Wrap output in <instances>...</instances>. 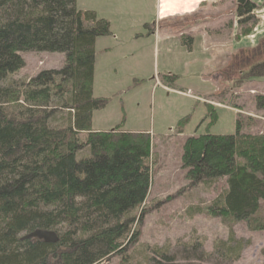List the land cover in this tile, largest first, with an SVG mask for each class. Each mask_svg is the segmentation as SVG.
<instances>
[{
	"label": "trees",
	"instance_id": "1",
	"mask_svg": "<svg viewBox=\"0 0 264 264\" xmlns=\"http://www.w3.org/2000/svg\"><path fill=\"white\" fill-rule=\"evenodd\" d=\"M237 3L252 24L254 3ZM109 34V22L76 0H0V264H101L138 241L134 225L152 184L151 136L120 124L92 129L94 111L107 103L92 93L94 45ZM25 52L61 53L62 66L13 79ZM244 76L263 77L264 61ZM255 106L264 110V95ZM180 163L188 187L222 184L189 215L229 217L264 233V133L236 118L234 134L186 137ZM244 246L230 230L212 253L200 241L155 246L145 264H231ZM261 256L264 264V247Z\"/></svg>",
	"mask_w": 264,
	"mask_h": 264
},
{
	"label": "rangeland",
	"instance_id": "2",
	"mask_svg": "<svg viewBox=\"0 0 264 264\" xmlns=\"http://www.w3.org/2000/svg\"><path fill=\"white\" fill-rule=\"evenodd\" d=\"M252 22L249 26L240 25L239 29H255L254 35L264 33V25L257 16ZM260 43L255 50L241 53L227 63L224 77L189 76L177 61L171 64L179 66V71L165 74L155 55V46L146 41L128 42L123 46L113 44L109 53L97 51L94 94L107 98V103L94 111L92 126L106 130L120 124L123 130L149 133L154 159L145 212L134 225L139 233L137 243L125 255H114L101 264H145L152 247L175 249L177 245L199 241L206 253H212L215 242L227 240L230 230L245 242L239 258L231 264H261L264 233L251 231L244 222L232 221L229 217L189 215V207L207 204L222 184L211 188L188 187L180 163L186 137L206 132L234 134L236 118L246 131L264 133V110L255 106L256 96L264 95V76H244L252 65L264 61V40ZM127 48L138 49V59L122 57L120 50L124 53ZM21 56L24 66L13 79L25 80L41 70L58 69L64 58L61 53L46 52H25ZM171 75L174 77L168 78ZM158 80L170 82L171 89L163 87Z\"/></svg>",
	"mask_w": 264,
	"mask_h": 264
},
{
	"label": "crops",
	"instance_id": "3",
	"mask_svg": "<svg viewBox=\"0 0 264 264\" xmlns=\"http://www.w3.org/2000/svg\"><path fill=\"white\" fill-rule=\"evenodd\" d=\"M250 1L255 5L253 21L257 16L264 25V0ZM237 4V0H76L78 9L91 10L109 22L110 34L95 40V56L97 51L109 53L113 44L146 41L155 46L163 73H176L180 65L192 77H224L227 63L241 53L255 50L264 40V33L254 35L255 29H239L240 25L249 26V23L237 14ZM183 38L190 40V46L183 44ZM127 49L124 53L120 50L122 57L138 59V49ZM148 54L151 55V50ZM176 61L178 68L171 64ZM95 67L96 57L94 74ZM158 82L163 87H172ZM92 93L99 96L94 94V77ZM93 118L94 114L92 122ZM92 129L103 130L93 126Z\"/></svg>",
	"mask_w": 264,
	"mask_h": 264
}]
</instances>
